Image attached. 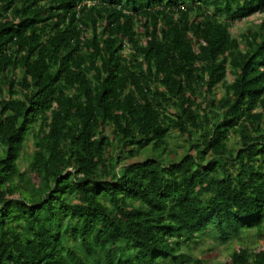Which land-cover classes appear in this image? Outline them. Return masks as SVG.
Instances as JSON below:
<instances>
[{
	"label": "trees",
	"instance_id": "obj_1",
	"mask_svg": "<svg viewBox=\"0 0 264 264\" xmlns=\"http://www.w3.org/2000/svg\"><path fill=\"white\" fill-rule=\"evenodd\" d=\"M255 13L264 0H0V264L264 244V17L230 31ZM218 264H264V245Z\"/></svg>",
	"mask_w": 264,
	"mask_h": 264
},
{
	"label": "rangeland",
	"instance_id": "obj_2",
	"mask_svg": "<svg viewBox=\"0 0 264 264\" xmlns=\"http://www.w3.org/2000/svg\"><path fill=\"white\" fill-rule=\"evenodd\" d=\"M264 17V13L252 14L240 21H236L230 28L231 34L234 37L240 38L241 34L246 32L248 28H256L260 23L261 19ZM226 81H231L232 76L228 73L225 77ZM223 94V89L218 87L216 89V98H220ZM168 145L177 151V154H181L184 151L186 144L183 142V138L179 137L176 131L171 130L169 132ZM230 145H234L233 139L230 141ZM32 140H28L26 152L30 153L32 151ZM145 154L139 152L134 160H142ZM21 169L26 171V162H21ZM264 244L259 242L255 236L254 230H249L241 236V239H233L227 244H221L217 240L211 237H202L199 239L197 245L192 246L184 251L190 255L192 258H198L201 260L202 264H218V262L223 261L227 255L233 250L240 249L242 247L255 248L263 246ZM193 260L191 264H193Z\"/></svg>",
	"mask_w": 264,
	"mask_h": 264
}]
</instances>
